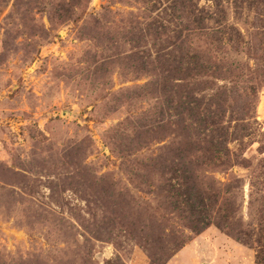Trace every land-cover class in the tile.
Returning <instances> with one entry per match:
<instances>
[{
  "label": "rangeland",
  "instance_id": "1",
  "mask_svg": "<svg viewBox=\"0 0 264 264\" xmlns=\"http://www.w3.org/2000/svg\"><path fill=\"white\" fill-rule=\"evenodd\" d=\"M0 264H264V0H0Z\"/></svg>",
  "mask_w": 264,
  "mask_h": 264
},
{
  "label": "trees",
  "instance_id": "2",
  "mask_svg": "<svg viewBox=\"0 0 264 264\" xmlns=\"http://www.w3.org/2000/svg\"><path fill=\"white\" fill-rule=\"evenodd\" d=\"M232 235V234H231Z\"/></svg>",
  "mask_w": 264,
  "mask_h": 264
}]
</instances>
